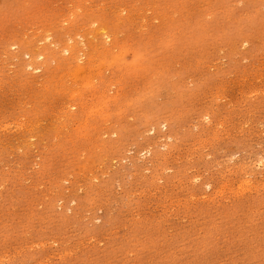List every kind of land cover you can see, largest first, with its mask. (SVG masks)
Masks as SVG:
<instances>
[{"label":"rangeland","instance_id":"obj_1","mask_svg":"<svg viewBox=\"0 0 264 264\" xmlns=\"http://www.w3.org/2000/svg\"><path fill=\"white\" fill-rule=\"evenodd\" d=\"M0 264H264V0H0Z\"/></svg>","mask_w":264,"mask_h":264},{"label":"bare ground","instance_id":"obj_2","mask_svg":"<svg viewBox=\"0 0 264 264\" xmlns=\"http://www.w3.org/2000/svg\"><path fill=\"white\" fill-rule=\"evenodd\" d=\"M107 35V34H106ZM32 63V62H31Z\"/></svg>","mask_w":264,"mask_h":264}]
</instances>
